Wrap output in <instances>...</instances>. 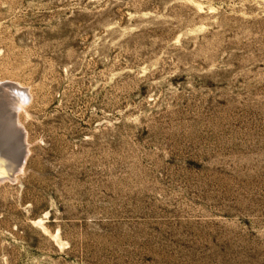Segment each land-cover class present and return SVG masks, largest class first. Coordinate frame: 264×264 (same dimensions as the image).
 Returning <instances> with one entry per match:
<instances>
[{
  "label": "rangeland",
  "instance_id": "374dc122",
  "mask_svg": "<svg viewBox=\"0 0 264 264\" xmlns=\"http://www.w3.org/2000/svg\"><path fill=\"white\" fill-rule=\"evenodd\" d=\"M7 81L0 264H264V0H0Z\"/></svg>",
  "mask_w": 264,
  "mask_h": 264
},
{
  "label": "bare ground",
  "instance_id": "6f19581e",
  "mask_svg": "<svg viewBox=\"0 0 264 264\" xmlns=\"http://www.w3.org/2000/svg\"><path fill=\"white\" fill-rule=\"evenodd\" d=\"M18 85H10V84H6V83L5 84L0 83V91L2 92L0 94V97L5 96V98H6V96H8L9 98H12V100H13L10 102L12 105L11 110H10L11 116L6 115V117L8 118L7 122L4 121V119H3L4 113L0 114V118L2 117V119H3V121H0V133L2 135V136H0V138H2V141L4 140V142L10 144L11 140L13 138L11 140H10V138H8L6 130L9 131L8 132L9 135L10 136L14 135L15 141H18V146L20 147V150H21V143L19 141L16 128L13 125L12 119H13V114H15L17 117L18 124L23 127V125L21 124L22 122L19 119V114H20V111L23 108H25V106L27 105V102L30 99V93H29V90L27 88L20 86V85L18 86ZM3 90H5V91H3ZM6 139H8V140L6 141ZM20 157H21V153H20ZM19 158L18 157L15 158V160H16V162H15V160L9 161L0 155V163H1L0 164V179H3V180L4 179H6V180L11 179V180H13L16 177V175L22 170V167H23V165H21V167H20L18 164ZM25 159H26V157H25ZM2 163L6 164V165L4 166V165H2ZM7 163H9V166H7L8 165Z\"/></svg>",
  "mask_w": 264,
  "mask_h": 264
},
{
  "label": "water",
  "instance_id": "95a60500",
  "mask_svg": "<svg viewBox=\"0 0 264 264\" xmlns=\"http://www.w3.org/2000/svg\"><path fill=\"white\" fill-rule=\"evenodd\" d=\"M4 83L10 84V85H18L16 83L8 82V81L7 82H4ZM12 121H13L14 127L16 128L19 141L21 143V157L18 159V164L21 167V165L24 164L25 157L27 156V153H28V151H27V143H26V132H25L24 128L18 124L17 117H16L15 114H13ZM4 180H6V179H4ZM4 180L3 179H0V182L1 181H4ZM8 180H11V179H8Z\"/></svg>",
  "mask_w": 264,
  "mask_h": 264
}]
</instances>
